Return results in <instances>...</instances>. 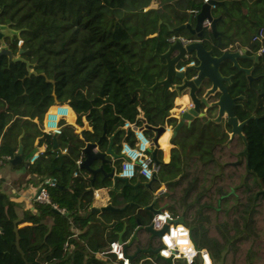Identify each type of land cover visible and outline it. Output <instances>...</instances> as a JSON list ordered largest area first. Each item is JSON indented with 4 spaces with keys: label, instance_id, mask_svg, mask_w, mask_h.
<instances>
[{
    "label": "trees",
    "instance_id": "trees-1",
    "mask_svg": "<svg viewBox=\"0 0 264 264\" xmlns=\"http://www.w3.org/2000/svg\"><path fill=\"white\" fill-rule=\"evenodd\" d=\"M124 2L0 0V23L18 30V36L5 42L13 54L21 49V57L34 71L27 75L24 62L0 55V160L12 158L19 142L24 157L41 136L40 143L46 145L43 153L32 163L12 167L39 176L40 183L47 177L57 181L47 188L50 203L34 202L36 213L23 210L20 217L15 203L0 190V264H120L112 254L100 257L97 253L119 238L127 243L135 231L125 250L127 255L135 254L130 264H185L156 256L160 241L147 229L152 214L144 208L151 203L148 189H133L122 182L113 188L105 178L102 186L108 189L109 203L118 209L91 212L92 190L100 181L96 177L91 183L89 173L76 166V160L83 158L84 141L71 125H64L60 134L49 135L34 120L55 100L67 101L76 113V123L81 124L85 116L90 125L91 131L83 132L87 140L96 141L105 124L99 149L105 150L107 137L112 136L115 152L123 140L131 142L130 132L125 134L122 129L125 120L141 125L139 112L143 111L146 124H152L118 66L122 57L132 53L102 23L105 8H120ZM173 2L176 19L183 22L191 15L193 22L192 11L197 13L204 0ZM222 2L211 8L212 15L219 17L215 28L221 44L205 27L204 46H213L219 53L237 40L240 46L257 50L260 43L250 37L259 27L264 31L263 0ZM171 34L195 38L184 29L167 36ZM18 39L22 40L19 47ZM259 71L256 64L252 75ZM220 72L231 75L226 84L229 94L243 96L233 108L238 121L258 117L242 127L247 157L242 139L235 135L228 141L230 126L224 119L221 124L213 121L210 110L209 115L184 123L172 137L169 161L162 162L160 151L156 153V181L166 188L158 207L175 209L194 247L205 249L212 264H264V77L254 78L248 86L244 73L227 60ZM173 96L174 92H168L167 108ZM176 123L175 118L168 120L171 126ZM145 131L152 137V130ZM62 148L67 151L59 157ZM104 169L109 171L112 166L104 164ZM75 170L77 176H73ZM129 182L143 181L136 176ZM22 222L26 223L18 226ZM193 264H199L198 260Z\"/></svg>",
    "mask_w": 264,
    "mask_h": 264
},
{
    "label": "water",
    "instance_id": "water-1",
    "mask_svg": "<svg viewBox=\"0 0 264 264\" xmlns=\"http://www.w3.org/2000/svg\"><path fill=\"white\" fill-rule=\"evenodd\" d=\"M222 0H208L204 2L200 10L194 15V24L191 23L192 17L190 16L186 22L181 23L180 25L168 28V31H178L180 29H186L191 35L195 38L190 39L186 43L180 42L178 39L173 42H168L161 49L155 51V55L158 58L159 68L163 70V75L160 79L156 78L153 85L148 87V90H154L157 86H162L163 88V105L160 108V111L163 114V119L157 126H151L146 124L145 128L150 129L154 132L152 139V149H151V158L155 163H159L156 159V153L158 150V138L165 131V117L168 115V109L166 104V97L169 91L176 92L177 95L186 93L188 96V102L191 104L185 111L180 114V121L173 129L172 137L176 134V131L184 124L188 123L194 118L203 116L201 107H215L216 116L213 118V121L217 123H222V119L225 120V123L230 126L229 140L235 135L239 136L243 143V153L246 155V139L242 134L243 125L251 118L257 120V116L250 115L242 121H238L237 117L234 114V106L237 99H241L243 96H231L227 90L226 84H229L231 81V75H223L220 72V65L225 60L229 61L233 67L239 71H243L246 74L248 84L254 78L250 74L251 68L242 67L238 63V59L242 57L257 59V54L253 53L252 55H247V48L240 47L237 49H232V47H226L220 50L219 53L214 52L213 48H206L203 43L202 36L204 35V29L206 26L203 25L204 21L208 22V29L211 31L213 37L217 39V42L221 44L220 36L215 28V22L219 17H214L211 13V8L216 5H221ZM13 36H18V30H15L10 27L9 24L0 23V55L7 57L8 61H22L26 65L27 75L34 74V71L29 67V62L21 57V49L13 54L11 49L5 42V39H12ZM264 44V42H262ZM184 64L183 70H177V68ZM200 92H203L201 95ZM209 97H214L215 99L211 102H207L206 99ZM80 137L84 141V146L81 149L83 158L79 163L78 167L82 170H86L91 174V183L96 178L97 174L102 175L101 181L105 178H108L112 181V187L115 188L118 182H122L124 185H130L133 189H136L137 186H142L149 191H153L151 183L156 181L157 178L153 176L147 182H136L131 184L129 180L125 177H120L114 173L115 169L112 165L113 162L119 160L123 157L122 154L116 153L112 147L113 137L107 138L108 143L105 150H100L99 145L102 140L105 138V124H103V131L100 137L96 141H88L84 136L83 131H80ZM55 142V139H53ZM172 142V139H171ZM35 152V149L31 150L22 158V145L19 142L18 148L15 155L9 160L10 164H17L23 162L24 165L28 163V160ZM93 161H99L97 167H91ZM104 164H109L112 166V169L106 171L104 169ZM232 164H236L233 162ZM126 207L124 206L122 210ZM152 214L158 212L160 209L153 206V201L147 206L144 207ZM118 208L113 207L111 204H106L100 207L91 205V212H100L104 210H117ZM183 218L178 217L175 222H182ZM147 229L151 231L152 234L159 236L160 232L152 229L151 225L147 226ZM136 231L133 233L132 237L123 243V250L126 252V247L131 243L132 239L135 237ZM119 242L122 240L119 238ZM127 255L130 259L134 256ZM157 257H160L156 253ZM164 259V258H163ZM165 261L171 263V258H165ZM121 264V260H119Z\"/></svg>",
    "mask_w": 264,
    "mask_h": 264
},
{
    "label": "crops",
    "instance_id": "crops-1",
    "mask_svg": "<svg viewBox=\"0 0 264 264\" xmlns=\"http://www.w3.org/2000/svg\"><path fill=\"white\" fill-rule=\"evenodd\" d=\"M173 1L174 0H125L123 6L120 8H105L103 10L104 18L102 23L104 27L110 31L117 40L124 42L132 53L131 57H122L118 66L122 75L129 81L130 91L138 96L141 103L147 109L149 113V119L152 122V124H149L151 126L159 125L163 119V114L160 111V108L163 105L162 86H157L154 90H148V87L153 85L155 79H160L163 75V70L159 68L158 58L154 53L157 48L161 49V47H164L165 44L168 43L169 36H167V33L170 32L168 31L169 27L173 28L187 21L180 22L178 19H176ZM190 16L191 15H188V18ZM191 23L194 24V16L193 22ZM255 31L256 29L252 32L251 36L255 33ZM163 39H165L166 43L163 42ZM240 44L241 43L236 40L233 42L234 46L228 45V47L231 46L232 49H237L240 47L247 48L246 45L240 46ZM181 64L185 63L182 62ZM184 95L187 96L186 93L177 95L176 92H174L172 106L167 108L168 115L165 117V130H169L170 132L168 137L170 148L167 158L165 156L164 149L159 145L158 141L162 134L157 140L161 161L164 163L169 161L170 149L174 146L171 142V139L173 129L176 126H171L168 124V120L170 118H175L177 120L176 124L179 123L180 114L189 107V102L188 96L187 101L184 103H177L176 99ZM139 118L142 120V123H146V117L144 116L143 111L139 112ZM72 127L79 137L80 131H91V127L85 119V116H81V124L72 125ZM145 133L149 136L147 131H145ZM153 136L154 132L152 131V137ZM38 146L39 144L37 141H34L32 150H36ZM60 150L61 149L58 150L59 157H61L63 154L60 152ZM115 163L116 161L113 162L112 165L114 166ZM13 165L10 164L9 161L4 165H0V190L4 192L12 202L15 203V209L19 217L22 215L23 210L36 213L33 205V197L39 189L40 177L34 174H26L23 167L14 168L12 167ZM98 165L99 161H93L91 167L94 168ZM89 176L91 179L90 173ZM96 177H98L99 181L102 179L101 174H97ZM159 183L165 187L163 182ZM95 189L99 190V198L93 197L91 205L100 207L110 204L107 187L100 186ZM25 223L26 222H22L18 226H22Z\"/></svg>",
    "mask_w": 264,
    "mask_h": 264
},
{
    "label": "built area",
    "instance_id": "built-area-1",
    "mask_svg": "<svg viewBox=\"0 0 264 264\" xmlns=\"http://www.w3.org/2000/svg\"><path fill=\"white\" fill-rule=\"evenodd\" d=\"M208 0H204L207 2ZM196 14V11H192ZM204 26L208 25L207 21H204ZM263 28L259 27L255 33L251 36V41L259 42L260 46L257 48L259 54H264V42ZM178 39L182 43H186L190 40L188 37L182 35H170L168 42H173ZM22 43L21 39L17 40L16 45L19 47ZM184 64L180 65L177 70H183ZM189 107L191 104L189 103ZM76 113L72 107L65 101L55 100L50 104L43 112L40 119H34L41 132L49 135H57L61 133L64 125H76ZM145 125L143 122L141 125H137L132 121L125 120L123 122V129L125 134L129 131L131 134V142L123 141L120 144L119 152L123 155L120 159V164L114 173L120 177H125L129 181L140 176L144 182L150 180L158 172L159 165L155 163L151 158L152 139L145 133ZM41 136H37L35 141L39 144L33 155L28 160L29 163L35 161L45 150L46 145L40 143ZM66 148L60 150L61 153H66ZM11 158L4 156L0 160V165L6 164ZM81 159L76 160V166L78 167ZM79 168V167H78ZM78 171H73V176H77ZM57 184L54 177H47L40 183L39 189L33 197V201L37 203H50L48 194V187H53ZM166 188L159 183V187L154 189V193H165ZM92 195L94 198H99V190L93 189ZM54 208L55 205L52 204ZM159 211L152 214L151 227L152 229L159 231L160 235V247L157 253L161 258H171V261L181 260L185 264H193L197 259L199 264H212V259L209 253L205 249H196L190 239V233L188 227L182 222H175L179 217L174 210H170L165 207H159ZM163 217V219H162ZM175 233V235H173ZM167 236L171 242V247L164 242V237ZM167 252L168 255H164ZM114 255L115 259L121 260V264H130V258L123 250V242L114 240L109 242L107 248L97 253L100 257L108 255ZM207 257V260L205 259Z\"/></svg>",
    "mask_w": 264,
    "mask_h": 264
},
{
    "label": "flooded vegetation",
    "instance_id": "flooded-vegetation-1",
    "mask_svg": "<svg viewBox=\"0 0 264 264\" xmlns=\"http://www.w3.org/2000/svg\"><path fill=\"white\" fill-rule=\"evenodd\" d=\"M263 39H264V32H263ZM210 48H213V46H210ZM214 49V48H213ZM214 52H216L215 50H214ZM253 53H255V54H257V59L256 60H254V59H250V58H248V57H242V58H240V59H238V63H239V65L240 66H242V67H246V68H251V70H250V74L252 75V72H253V69H254V67H255V65L256 64H259L260 65V71H259V73H257V74H253L252 76L254 77V78H256V77H264V54H259L258 52H257V50H255V51H253L252 49H250V48H248L247 47V51H246V54L247 55H252ZM229 64H230V66L231 67H233L232 66V64L229 62ZM233 68H235V67H233ZM236 69V68H235ZM237 70V69H236ZM241 72H243V71H241ZM244 73V72H243ZM244 75H245V77H246V74L244 73ZM253 78V79H254ZM252 79V80H253ZM247 84H248V81H247ZM248 86H250V84H248ZM203 92H200V94L199 95H201ZM215 98L214 97H209V99H206L207 100V102L209 103V102H211L212 100H214ZM187 101V96L186 95H184V96H182V97H180V98H177L176 99V102L177 103H184V102H186ZM172 102H173V99H172ZM211 111L210 113L212 114V116H211V118L213 119L215 116H216V108L215 107H204V106H202L201 107V111L203 112V116L205 115V116H207L208 114V111ZM169 134H170V132H169V130H165L163 133H162V135L160 136V138H159V145L164 149V151H165V156H166V158H167V156H168V151H169V148H170V144H169V142H168V137H169ZM229 134H230V132H229Z\"/></svg>",
    "mask_w": 264,
    "mask_h": 264
},
{
    "label": "rangeland",
    "instance_id": "rangeland-1",
    "mask_svg": "<svg viewBox=\"0 0 264 264\" xmlns=\"http://www.w3.org/2000/svg\"><path fill=\"white\" fill-rule=\"evenodd\" d=\"M261 5L260 6H262L263 8H264V6H263V4L262 3H260ZM208 115H209V113H207ZM220 124V123H219ZM119 164H120V160H116V163L114 164V169L115 170H117L118 169V167H119ZM159 176H160V173L158 174ZM140 177V176H139ZM141 178V177H140ZM136 179V177L135 178H133V180H135ZM142 179V181L144 182V180H143V178H141ZM100 186H102L103 185V183H102V181L100 180V184H99ZM165 185V184H164ZM99 186V187H100ZM157 187H159V182L158 181H154L153 182V189H155V188H157ZM108 191V190H107ZM149 191V190H148ZM149 195H150V201H153V204H154V202H155V206H160V202H161V199L163 198V195H164V193L162 194V193H160V194H157V193H154V191H149ZM152 214V213H151ZM149 225H151V221H150V224ZM177 261H181V260H177Z\"/></svg>",
    "mask_w": 264,
    "mask_h": 264
},
{
    "label": "clouds",
    "instance_id": "clouds-1",
    "mask_svg": "<svg viewBox=\"0 0 264 264\" xmlns=\"http://www.w3.org/2000/svg\"><path fill=\"white\" fill-rule=\"evenodd\" d=\"M162 219H163V217H162ZM173 235H175V233H173ZM164 242H165L166 244H168L169 247H171V242H170V240H169V238H168L167 236L164 237ZM164 255H168V253L165 252ZM205 259L207 260V257H206ZM208 264H210V261L208 262Z\"/></svg>",
    "mask_w": 264,
    "mask_h": 264
}]
</instances>
